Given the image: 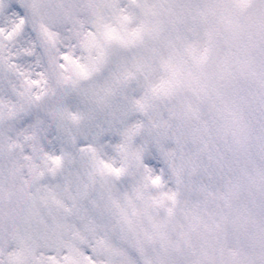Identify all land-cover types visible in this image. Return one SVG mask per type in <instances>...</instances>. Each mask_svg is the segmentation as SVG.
<instances>
[{"label":"snow or ice","instance_id":"1","mask_svg":"<svg viewBox=\"0 0 264 264\" xmlns=\"http://www.w3.org/2000/svg\"><path fill=\"white\" fill-rule=\"evenodd\" d=\"M0 264H264V0H0Z\"/></svg>","mask_w":264,"mask_h":264}]
</instances>
